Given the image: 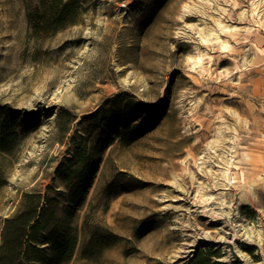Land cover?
<instances>
[{
	"label": "rangeland",
	"instance_id": "rangeland-1",
	"mask_svg": "<svg viewBox=\"0 0 264 264\" xmlns=\"http://www.w3.org/2000/svg\"><path fill=\"white\" fill-rule=\"evenodd\" d=\"M72 1L0 0V235L39 193L76 244L27 264H264V0Z\"/></svg>",
	"mask_w": 264,
	"mask_h": 264
},
{
	"label": "trees",
	"instance_id": "trees-1",
	"mask_svg": "<svg viewBox=\"0 0 264 264\" xmlns=\"http://www.w3.org/2000/svg\"><path fill=\"white\" fill-rule=\"evenodd\" d=\"M78 10L79 6L72 0H48L47 5L43 3L38 7L34 20L31 16L28 20L33 32L46 35L74 24ZM125 96H116L109 102ZM18 119L16 111L0 107L1 140L2 137L15 136L8 131ZM82 183L77 181L74 187L76 191ZM75 200L72 198L71 202ZM57 210L56 200L39 193H25L19 210L4 220L0 235V264H27L33 261L44 263L48 259H68L76 244V237L63 234L58 222H54Z\"/></svg>",
	"mask_w": 264,
	"mask_h": 264
},
{
	"label": "bare ground",
	"instance_id": "bare-ground-1",
	"mask_svg": "<svg viewBox=\"0 0 264 264\" xmlns=\"http://www.w3.org/2000/svg\"><path fill=\"white\" fill-rule=\"evenodd\" d=\"M244 238L247 240V241H250V242H253L254 241V235L253 233L251 232H246L245 230L242 232Z\"/></svg>",
	"mask_w": 264,
	"mask_h": 264
}]
</instances>
